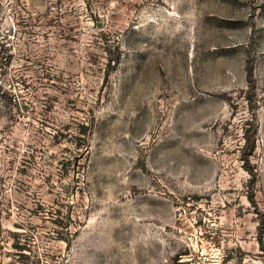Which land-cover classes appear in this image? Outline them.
<instances>
[{
  "label": "rangeland",
  "instance_id": "1",
  "mask_svg": "<svg viewBox=\"0 0 264 264\" xmlns=\"http://www.w3.org/2000/svg\"><path fill=\"white\" fill-rule=\"evenodd\" d=\"M18 257L264 264V0H0Z\"/></svg>",
  "mask_w": 264,
  "mask_h": 264
},
{
  "label": "trees",
  "instance_id": "2",
  "mask_svg": "<svg viewBox=\"0 0 264 264\" xmlns=\"http://www.w3.org/2000/svg\"><path fill=\"white\" fill-rule=\"evenodd\" d=\"M58 223H60V222H58ZM59 239H64V237H59ZM13 247L15 249H17V250H25V246H20V245L14 244V243H13ZM16 252H15V254H22L20 251H19V253H18V251H16ZM177 260L178 259H176V263L177 264H181L180 262H177ZM3 264H30V262L27 261V260L26 261H23L22 259H20V257H18V259H16V260L13 259V260L8 261V262L3 263Z\"/></svg>",
  "mask_w": 264,
  "mask_h": 264
}]
</instances>
